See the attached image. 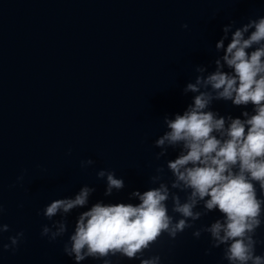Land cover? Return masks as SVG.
<instances>
[{
  "label": "water",
  "instance_id": "1",
  "mask_svg": "<svg viewBox=\"0 0 264 264\" xmlns=\"http://www.w3.org/2000/svg\"><path fill=\"white\" fill-rule=\"evenodd\" d=\"M258 16L264 0H0V204L11 228L2 242L25 233L17 251L0 252V264H75L63 253L67 235L55 243L41 237L52 223L45 206L84 185L96 188L89 206L136 203L129 193L152 187L155 168L178 154L155 159L163 116L191 102L182 90L197 65L214 60L223 26ZM213 110L239 116L243 109L217 102ZM88 159L94 166L82 169ZM102 169L115 171L126 188L105 198ZM85 210L68 216L69 235ZM217 218L211 213L197 227ZM194 230L175 241L165 234L145 256L159 254L162 264H228L222 249L206 254L210 238L196 239ZM256 238L264 242V228ZM257 254L264 255V243Z\"/></svg>",
  "mask_w": 264,
  "mask_h": 264
},
{
  "label": "clouds",
  "instance_id": "2",
  "mask_svg": "<svg viewBox=\"0 0 264 264\" xmlns=\"http://www.w3.org/2000/svg\"><path fill=\"white\" fill-rule=\"evenodd\" d=\"M222 32L214 60L197 65L194 81L182 90L183 96L191 95V102L182 112L162 118L165 131L155 140L154 147L160 149L155 159L166 158L169 150L178 154L155 168L149 177L152 187L129 193L128 200L136 203L100 200L89 206L96 188L84 185L74 196L45 206L43 215L52 223L42 227L41 237L55 243L67 235L63 253L75 264L88 259L112 264L110 258L117 256L162 264L161 255L145 253L165 234L175 241L189 229H195L196 239L205 234L210 238L208 255L222 249L228 264H264V255L257 254V245L264 242L256 238L264 228V16L240 26L232 20ZM217 102L243 110L239 116L221 115L213 110ZM94 164L88 159L80 166ZM25 175L26 170L17 184L23 186ZM97 179L105 182V198L126 188L115 171L102 169ZM78 209L86 210L69 235L67 218ZM216 212L220 218L197 227ZM4 213L0 204V252H15L25 233L17 232L3 243V234L11 231L2 222Z\"/></svg>",
  "mask_w": 264,
  "mask_h": 264
}]
</instances>
